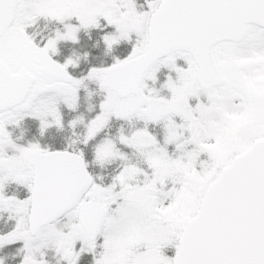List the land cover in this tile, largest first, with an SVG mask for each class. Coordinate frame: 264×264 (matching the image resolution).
Instances as JSON below:
<instances>
[{"label":"snow or ice","instance_id":"1","mask_svg":"<svg viewBox=\"0 0 264 264\" xmlns=\"http://www.w3.org/2000/svg\"><path fill=\"white\" fill-rule=\"evenodd\" d=\"M0 264H264V0H0Z\"/></svg>","mask_w":264,"mask_h":264}]
</instances>
